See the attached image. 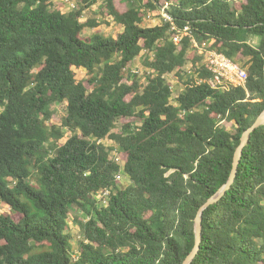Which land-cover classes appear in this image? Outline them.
<instances>
[{"label":"trees","instance_id":"obj_1","mask_svg":"<svg viewBox=\"0 0 264 264\" xmlns=\"http://www.w3.org/2000/svg\"><path fill=\"white\" fill-rule=\"evenodd\" d=\"M96 1L65 13L51 0H0V207L20 214L0 213V264H182L199 208L227 182L242 134L264 110V0H124V9L103 0L122 31L84 38L99 25L80 21ZM166 4L172 22L142 26ZM185 25L191 37L175 43ZM192 39L244 59L245 87L212 88ZM144 50L140 78L130 66ZM173 72L184 86L174 98ZM61 102L66 114L50 124ZM62 128L71 133L63 143ZM119 172L131 183L121 186ZM74 207L87 216L76 245ZM201 224L190 264H264V124Z\"/></svg>","mask_w":264,"mask_h":264},{"label":"rangeland","instance_id":"obj_2","mask_svg":"<svg viewBox=\"0 0 264 264\" xmlns=\"http://www.w3.org/2000/svg\"><path fill=\"white\" fill-rule=\"evenodd\" d=\"M79 0H51L52 4H53V8L56 9H60L61 11L67 13L70 12L72 10H76L79 7L78 4ZM125 1L124 0H117V5L119 6L120 9H124L125 7ZM105 3L103 0H97L93 5L88 6L87 8H85V10H83L80 21L81 22H87L89 20H96L97 22H99V25L95 26V27H89L86 26L83 31H82V36L84 38L89 37L91 34L93 33H98L102 36H116L118 33H120L123 29V27L120 24L115 23L111 16H109L106 12V8L104 7ZM161 8V7H160ZM160 8L158 9V11H156V16H152L151 18H148L145 21H143L142 26H154V25H158L162 22V18L160 17V15L158 14V12H160ZM158 14V15H157ZM152 18H154V20H151ZM250 43L255 45L257 43V39L253 38L250 40ZM146 50L142 51L132 62L131 66H130V70H136L138 74V76L140 78H143V74L146 71V67H145V56L147 55ZM240 62V64L244 63L245 64V60H240L238 61ZM186 70H192L191 67V63L188 62L185 66V71ZM75 74H76V78L77 80H86L87 79V75L84 69H74ZM166 79L169 82L172 90H173V96L172 98H174L181 90H183V81H180V79L176 76L175 72L171 73V74H167L166 75ZM144 80V79H143ZM145 81V80H144ZM89 87V85H88ZM91 89V87H89V90ZM54 113L52 116V119L50 121V124H57L60 125L61 123V119L62 117L66 114V102H61V103H55L52 106ZM126 122V120H117L116 122V129L115 131H120L122 125ZM228 127L231 126V124L229 123L227 125ZM63 129V137L60 139V142L63 143L67 137H69L71 135L70 131H68L66 128H62ZM102 143H104L106 146L111 147L110 150V157H112V154L114 152H119L120 149L118 148V146L113 142V140H111L110 138H105L103 140H101ZM121 164H123L121 162ZM119 183L121 186H126L128 184H130V180L129 178L125 175L121 176V179H119ZM102 200L104 198V196H99ZM104 199V203H105ZM102 203V201H100V204ZM99 204V205H100ZM103 204V203H102ZM1 212H8L11 213L13 218L15 220H18L20 218V214H18L17 212L13 211L8 205L6 204H2V206L0 207V213ZM77 217V218H76ZM87 219L86 214L83 211H80L79 209H76L74 207V209L71 210L69 218H68V231L70 232V234L72 235V241L73 243L76 245L77 241L80 240L81 237V232L79 230V223L80 221H84ZM75 220V221H74Z\"/></svg>","mask_w":264,"mask_h":264},{"label":"built area","instance_id":"obj_3","mask_svg":"<svg viewBox=\"0 0 264 264\" xmlns=\"http://www.w3.org/2000/svg\"><path fill=\"white\" fill-rule=\"evenodd\" d=\"M169 7L166 5L161 6L159 15L162 18L163 22H172V16L169 13ZM152 13H147V17L151 18ZM151 20H154L152 18ZM183 36H190L191 31L189 25H185L182 28L176 30V32L172 35L171 39L175 43H180ZM192 43L194 47L198 48L199 53L204 55L203 62L207 66L208 70L211 72L212 76L207 80L208 84L214 88L219 90H227L230 87H245L248 74L246 69L236 60L227 57L223 53L216 51L214 49H209L207 47V43H203L201 47L198 46L196 41L192 39ZM136 73V70H133ZM188 73H191V70H188ZM177 96V95H176ZM185 112H181L180 115H183ZM112 158L115 162L121 164L120 156L118 152H114L112 154ZM122 172L117 174V179H121ZM102 196H104L102 203L106 205L108 191H102ZM104 199L105 203H104Z\"/></svg>","mask_w":264,"mask_h":264},{"label":"water","instance_id":"obj_4","mask_svg":"<svg viewBox=\"0 0 264 264\" xmlns=\"http://www.w3.org/2000/svg\"><path fill=\"white\" fill-rule=\"evenodd\" d=\"M264 124V110L263 112L257 117V119L254 121V123L246 129V131L241 136V141L239 145L237 146L234 157H233V163H232V169L230 176L227 180V182L208 200L199 208L197 215L194 219V234H195V242L192 250L188 253V255L183 260L182 264H190L193 258L196 256L199 248H200V242H201V230H202V213L205 208H207L210 204L217 202L230 188L231 184L234 181V178L237 173V168L240 162V158L242 156V151L245 145L248 143L251 133L258 128L259 126Z\"/></svg>","mask_w":264,"mask_h":264}]
</instances>
